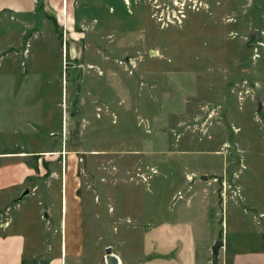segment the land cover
Segmentation results:
<instances>
[{
    "label": "rangeland",
    "instance_id": "rangeland-1",
    "mask_svg": "<svg viewBox=\"0 0 264 264\" xmlns=\"http://www.w3.org/2000/svg\"><path fill=\"white\" fill-rule=\"evenodd\" d=\"M7 17L0 264H61L65 236L63 264H108L107 246L130 264L132 233L178 214L206 228L212 264L264 249V0H68L59 25Z\"/></svg>",
    "mask_w": 264,
    "mask_h": 264
},
{
    "label": "crops",
    "instance_id": "crops-1",
    "mask_svg": "<svg viewBox=\"0 0 264 264\" xmlns=\"http://www.w3.org/2000/svg\"><path fill=\"white\" fill-rule=\"evenodd\" d=\"M67 11L68 0H0V18H6V20L9 19L7 16L15 15L18 19L28 17L35 21L39 19L42 12L47 19H52L59 25L60 21L58 22L57 18L63 16V14L65 15ZM65 187L67 189V184L64 185L62 191V207L64 208L63 220L66 227V225L68 226V217H65V214L68 216V213L67 207L65 209L64 206ZM75 217H77L76 214ZM10 221L8 220V222L2 223L4 230L11 225ZM77 224V220L72 221L71 229L75 227L78 228L79 225ZM204 229L206 231V228L202 227L200 223L198 224V221H195L191 215L178 214L175 215L174 218L165 219L162 222L152 224L142 229L139 233H136L139 235L137 239L134 233H132V251L134 250L133 247L137 240H140V245L137 247L138 252L132 253L133 255L130 256V260L134 259V262L131 261L130 264H212V259L207 257V236H205L206 233ZM73 230L74 229L69 232L74 233L75 230ZM222 240L223 245L219 249L218 258L221 256L222 248L225 247V239L222 238ZM73 244L74 248H71V251H73L74 254L75 250H79L77 247L78 240L74 241ZM61 249V264H63L64 255L67 254L66 236L63 245H61ZM25 253L26 251L24 254ZM231 254L232 260L230 264H264V249L261 247L238 250ZM214 260L216 262V259ZM22 263H24V261L20 262V264Z\"/></svg>",
    "mask_w": 264,
    "mask_h": 264
},
{
    "label": "water",
    "instance_id": "water-1",
    "mask_svg": "<svg viewBox=\"0 0 264 264\" xmlns=\"http://www.w3.org/2000/svg\"><path fill=\"white\" fill-rule=\"evenodd\" d=\"M258 35H259V31L256 30L255 33L253 34V36L251 37L250 42L253 41L256 38V36H258ZM248 44L250 45V43H248ZM150 54L156 55L157 52L151 50ZM254 91H255L254 98L256 100H258L259 91H260V86L258 84L255 85ZM203 178H206V176H203ZM29 192H30L29 189H26L25 191H23V193L21 194L20 199H23L26 195L29 194ZM45 217H48V213L47 212L45 213ZM222 245H223V240L222 239H216L214 244H213L212 254H213L214 259H216V260L218 259L219 249H220V247ZM105 252H106V260H107L108 264H119V258L117 257L116 254H114L112 252V246H107L105 248Z\"/></svg>",
    "mask_w": 264,
    "mask_h": 264
},
{
    "label": "bare ground",
    "instance_id": "bare-ground-1",
    "mask_svg": "<svg viewBox=\"0 0 264 264\" xmlns=\"http://www.w3.org/2000/svg\"><path fill=\"white\" fill-rule=\"evenodd\" d=\"M24 154V153H23ZM22 153H21V155H23ZM65 206V205H64ZM119 258V264H123V262H122V259L120 258V257H118Z\"/></svg>",
    "mask_w": 264,
    "mask_h": 264
},
{
    "label": "built area",
    "instance_id": "built-area-1",
    "mask_svg": "<svg viewBox=\"0 0 264 264\" xmlns=\"http://www.w3.org/2000/svg\"><path fill=\"white\" fill-rule=\"evenodd\" d=\"M34 1H37V0H34Z\"/></svg>",
    "mask_w": 264,
    "mask_h": 264
},
{
    "label": "trees",
    "instance_id": "trees-1",
    "mask_svg": "<svg viewBox=\"0 0 264 264\" xmlns=\"http://www.w3.org/2000/svg\"><path fill=\"white\" fill-rule=\"evenodd\" d=\"M23 264V263H22Z\"/></svg>",
    "mask_w": 264,
    "mask_h": 264
}]
</instances>
